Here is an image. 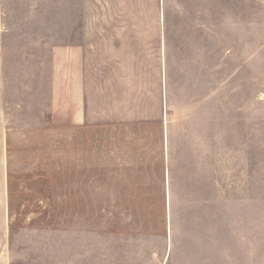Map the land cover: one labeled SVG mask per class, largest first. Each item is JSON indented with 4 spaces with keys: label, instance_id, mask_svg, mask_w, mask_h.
Returning <instances> with one entry per match:
<instances>
[{
    "label": "rangeland",
    "instance_id": "1",
    "mask_svg": "<svg viewBox=\"0 0 264 264\" xmlns=\"http://www.w3.org/2000/svg\"><path fill=\"white\" fill-rule=\"evenodd\" d=\"M0 264H264V0H0Z\"/></svg>",
    "mask_w": 264,
    "mask_h": 264
},
{
    "label": "crops",
    "instance_id": "2",
    "mask_svg": "<svg viewBox=\"0 0 264 264\" xmlns=\"http://www.w3.org/2000/svg\"><path fill=\"white\" fill-rule=\"evenodd\" d=\"M98 17H99V15H98ZM161 17H162V14H161ZM102 35H105L107 37V36L111 35V31L108 30V29H107V31H102V30L100 31V30H98L97 31V34H96V37H100ZM115 35H122V34H115ZM75 95H76V99L72 100V103L78 104L79 102H84V99H83V95L82 94L81 95L75 94ZM162 135H163V140H164V145H165V144H167V141H168L167 122L166 121H164V125L162 127Z\"/></svg>",
    "mask_w": 264,
    "mask_h": 264
}]
</instances>
